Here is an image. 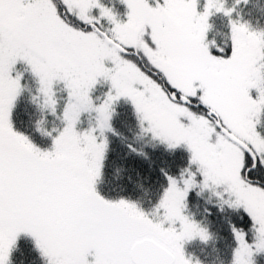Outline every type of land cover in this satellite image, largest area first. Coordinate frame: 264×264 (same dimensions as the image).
<instances>
[{
	"label": "snow or ice",
	"instance_id": "6c2138e0",
	"mask_svg": "<svg viewBox=\"0 0 264 264\" xmlns=\"http://www.w3.org/2000/svg\"><path fill=\"white\" fill-rule=\"evenodd\" d=\"M247 2L205 0L200 11L199 0H121V20L101 0H0V264H12L22 235L44 264H201L184 248L210 239L186 212L196 188L210 190L220 211L246 214L247 229L230 222L231 264H255L264 253V30L232 19ZM219 13L229 18L230 50L209 36ZM20 62L39 81L32 101L63 122L51 130L37 122L52 137L49 150L14 128ZM101 78L110 88L97 104ZM57 84L66 92L59 115ZM122 97L144 132L191 153L179 177L165 173L151 213L97 191ZM84 114L95 123L81 131Z\"/></svg>",
	"mask_w": 264,
	"mask_h": 264
},
{
	"label": "trees",
	"instance_id": "16d2710c",
	"mask_svg": "<svg viewBox=\"0 0 264 264\" xmlns=\"http://www.w3.org/2000/svg\"><path fill=\"white\" fill-rule=\"evenodd\" d=\"M202 1V0H200ZM106 6L112 7L121 20H125L127 8L121 0H101ZM234 0H227L232 6ZM247 22L255 30H264V0H248L247 4L237 6L232 19ZM212 30L210 38L230 50L229 21L223 14H215L210 18ZM17 71L23 73L24 90L18 97L12 112L15 130L27 135L42 150H49L52 137L43 135L37 130V122L45 119V127L60 129L61 119L47 112H42L32 96L38 95L39 83L25 64H18ZM93 91L101 97L106 92L103 82ZM255 95V93H253ZM64 96V93H61ZM58 96V97H62ZM99 97V98H100ZM65 97L59 101L58 115L62 113ZM110 121L111 131L105 132L107 149L102 162V174L98 179L97 191L104 198L130 200L146 213H151L158 203L163 189L167 187L165 173L179 177L182 169L189 167L190 152L184 146L169 149L166 145L151 138L142 130L139 117L133 105L120 99L114 106ZM258 129L264 133V115ZM56 133H53L55 135ZM194 169V166H192ZM197 190L190 191L187 197V214L207 228L210 239L207 242L192 240L184 245L185 253L201 264H231L232 250L236 246L230 222L247 229L250 225L246 214L229 209L226 205L220 211V202L205 193L197 195ZM252 233H249V239ZM12 264H44L34 242L30 237L21 236L18 249L12 253ZM255 264H264V255L254 257Z\"/></svg>",
	"mask_w": 264,
	"mask_h": 264
},
{
	"label": "rangeland",
	"instance_id": "374dc122",
	"mask_svg": "<svg viewBox=\"0 0 264 264\" xmlns=\"http://www.w3.org/2000/svg\"><path fill=\"white\" fill-rule=\"evenodd\" d=\"M204 3H205V0H202V1H200L199 0V10L200 11H203V5H204ZM228 6V5H227ZM229 7H231V6H229ZM98 11V10H97ZM220 14H222V13H220ZM228 18V17H227ZM126 19V18H125ZM228 21H229V18H228ZM229 27H230V25H229ZM18 64H24L23 62H20V63H18ZM26 65V64H25ZM27 66V65H26ZM28 67V66H27ZM29 68V67H28ZM29 70H30V68H29ZM31 71V70H30ZM37 78V77H36ZM37 81H38V78H37ZM101 82H103V84H105L106 85V88H105V90H106V92L108 91V89L110 88V83H108V82H105L102 78L99 80V82L97 83V85L94 87V89L92 90V92H91V95L93 94V91H95V90H98L97 89V86L98 85H100L99 83H101ZM38 83H39V81H38ZM56 89H57V98H58V100L59 101H61L62 100V97L64 98L65 97V99H66V92L63 90V85L62 84H57L56 85ZM105 91H104V94L100 97L99 96V94L98 93H94V97H92L93 98V100H94V102H96L97 104L98 103H100V101L103 99V97H104V95H105V93H106ZM61 93H64V96H62L61 95ZM62 96L61 98L60 97H58V96ZM97 97H100V99L98 100L97 99ZM121 99H125V100H127V101H129L130 103H131V101L130 100H128V99H126V98H121ZM64 103H65V101H64ZM63 103V104H64ZM132 104V103H131ZM133 105V104H132ZM64 106V105H63ZM134 107V106H133ZM94 116H95V114H91V116H89V114H84V115H82V117H81V122H80V124L78 125V129L79 130H81V131H83V130H85V129H87V128H89L90 126H92V125H94V123H95V119H94ZM63 127V126H62ZM61 127V128H62ZM148 135L149 136H151V138H153L152 137V135L150 134V133H148ZM154 139V138H153ZM156 140V139H155ZM156 141H158V140H156ZM159 142V141H158ZM161 143V142H160ZM163 144V143H162ZM164 145H166V144H164ZM167 146V145H166ZM181 146V145H180ZM182 146H184V147H186L185 145H182ZM187 148V147H186ZM190 155H191V153H190ZM193 171H195V166H194V169H192ZM197 179L198 180H202V177H200L199 175L197 176ZM193 190H197V191H200V189L199 188H196V189H193ZM193 190H191V191H193ZM218 191H222V189H217ZM202 193H205L206 195H208V196H210V197H212V198H215L217 201H218V199H217V197L210 191V190H208V189H205V190H203V192ZM219 202V201H218ZM22 236H25V235H22ZM28 237V236H27ZM31 238V237H30ZM252 238H253V234L251 235V238L249 239L250 241L252 240ZM32 239V238H31ZM194 240H200L199 238H197V239H194ZM201 241V240H200ZM188 242H190V241H188ZM188 242H186V243H188ZM185 243V244H186ZM258 255H264V253H260V254H258ZM257 256V255H256Z\"/></svg>",
	"mask_w": 264,
	"mask_h": 264
}]
</instances>
